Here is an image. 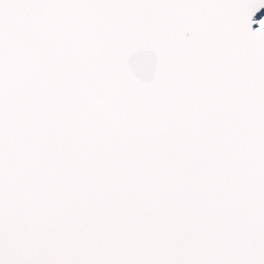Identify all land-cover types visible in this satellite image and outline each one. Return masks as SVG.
I'll return each instance as SVG.
<instances>
[{"label": "water", "instance_id": "obj_1", "mask_svg": "<svg viewBox=\"0 0 264 264\" xmlns=\"http://www.w3.org/2000/svg\"><path fill=\"white\" fill-rule=\"evenodd\" d=\"M264 0H0V264H264Z\"/></svg>", "mask_w": 264, "mask_h": 264}, {"label": "rangeland", "instance_id": "obj_2", "mask_svg": "<svg viewBox=\"0 0 264 264\" xmlns=\"http://www.w3.org/2000/svg\"><path fill=\"white\" fill-rule=\"evenodd\" d=\"M255 25L256 29H260L264 25V10L256 16Z\"/></svg>", "mask_w": 264, "mask_h": 264}]
</instances>
